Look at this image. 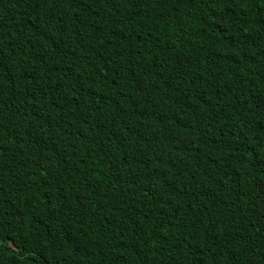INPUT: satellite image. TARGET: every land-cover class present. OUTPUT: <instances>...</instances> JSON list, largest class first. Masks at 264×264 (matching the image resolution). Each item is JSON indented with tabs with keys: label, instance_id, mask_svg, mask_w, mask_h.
<instances>
[{
	"label": "trees",
	"instance_id": "16d2710c",
	"mask_svg": "<svg viewBox=\"0 0 264 264\" xmlns=\"http://www.w3.org/2000/svg\"><path fill=\"white\" fill-rule=\"evenodd\" d=\"M0 264H264V0H0Z\"/></svg>",
	"mask_w": 264,
	"mask_h": 264
}]
</instances>
